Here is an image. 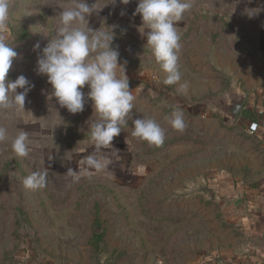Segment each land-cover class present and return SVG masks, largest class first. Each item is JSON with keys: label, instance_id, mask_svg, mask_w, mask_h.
Returning a JSON list of instances; mask_svg holds the SVG:
<instances>
[{"label": "rangeland", "instance_id": "rangeland-1", "mask_svg": "<svg viewBox=\"0 0 264 264\" xmlns=\"http://www.w3.org/2000/svg\"><path fill=\"white\" fill-rule=\"evenodd\" d=\"M86 2L97 9L89 27L114 34L134 108L113 149L104 150L109 170L74 181L67 172L83 169L82 158L94 151L90 126L99 117L90 101L81 113L62 108L36 67L58 14L76 0H10L7 43L18 55L7 80L23 75L33 87L25 111H0L7 129L0 141V264H232L249 241L241 211H232L217 184L264 172L263 140L244 125L250 108L264 105V0H192L176 24L186 92L163 83L138 31V0ZM246 9L258 12L249 18ZM231 92L248 98L235 122L215 106ZM173 111L183 113V132L169 122ZM143 117L162 127V145L131 136L133 121ZM21 130L29 138L26 157L11 147ZM33 173L42 186L26 188Z\"/></svg>", "mask_w": 264, "mask_h": 264}, {"label": "clouds", "instance_id": "clouds-1", "mask_svg": "<svg viewBox=\"0 0 264 264\" xmlns=\"http://www.w3.org/2000/svg\"><path fill=\"white\" fill-rule=\"evenodd\" d=\"M127 5L130 0H121ZM193 7L192 0H138L134 15H140L138 27L146 45L152 51L155 63L165 73V85L179 84L187 91L188 84L180 83L179 67L180 34L177 22ZM10 0H0V111H25V99L33 87L29 80L20 75L14 82L7 80L13 60L18 53L10 46L8 15ZM97 9L89 6L86 0H76L75 6L63 9L59 15V25L55 35L43 48L37 59L36 71L47 77L51 85L50 97H54L62 108L72 114L81 113L85 104L91 102L99 120L90 126V140L94 151L83 157L84 167L79 171L68 170L73 180L88 170L97 173L109 170L111 155L105 149H113V140L119 136L127 124V117L134 108L135 96L130 89L129 78L119 52L112 46L114 34L92 30L87 17ZM257 9H246L249 18L255 16ZM147 30V31H146ZM39 48V45H36ZM88 91L85 93L84 88ZM18 89H23L19 91ZM169 122L173 129L183 132L186 123L181 111H173ZM131 136L149 145L164 143L165 133L152 118H139L133 121ZM7 137V129L0 126V141ZM127 142V140H126ZM128 144V142H127ZM13 152L19 157L29 154L27 132L21 130L11 144ZM112 152V151H111ZM117 152V151H116ZM43 177L33 173L25 178L26 188L42 186Z\"/></svg>", "mask_w": 264, "mask_h": 264}, {"label": "crops", "instance_id": "crops-1", "mask_svg": "<svg viewBox=\"0 0 264 264\" xmlns=\"http://www.w3.org/2000/svg\"><path fill=\"white\" fill-rule=\"evenodd\" d=\"M250 131L264 137V105L256 104L244 120ZM264 146V140H263ZM264 171V168H263ZM219 196L233 202L232 211H241L248 249L239 257H233L232 264H264V172L252 181L219 180Z\"/></svg>", "mask_w": 264, "mask_h": 264}, {"label": "water", "instance_id": "water-1", "mask_svg": "<svg viewBox=\"0 0 264 264\" xmlns=\"http://www.w3.org/2000/svg\"><path fill=\"white\" fill-rule=\"evenodd\" d=\"M247 99V94L243 92H231L227 100L219 101L215 106L225 118L235 122L243 111Z\"/></svg>", "mask_w": 264, "mask_h": 264}, {"label": "built area", "instance_id": "built-area-1", "mask_svg": "<svg viewBox=\"0 0 264 264\" xmlns=\"http://www.w3.org/2000/svg\"><path fill=\"white\" fill-rule=\"evenodd\" d=\"M249 133H250L251 135H256V136H257V132H256V131H252V130H250ZM262 140H264V137H262Z\"/></svg>", "mask_w": 264, "mask_h": 264}, {"label": "trees", "instance_id": "trees-1", "mask_svg": "<svg viewBox=\"0 0 264 264\" xmlns=\"http://www.w3.org/2000/svg\"><path fill=\"white\" fill-rule=\"evenodd\" d=\"M67 133H68V132H66V133H65V132L63 133V132H62V135H63V137H64L66 140H68Z\"/></svg>", "mask_w": 264, "mask_h": 264}]
</instances>
